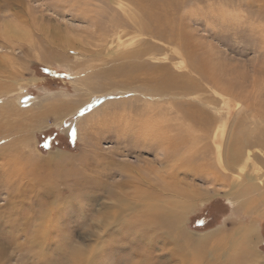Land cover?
<instances>
[{"label":"rangeland","instance_id":"rangeland-1","mask_svg":"<svg viewBox=\"0 0 264 264\" xmlns=\"http://www.w3.org/2000/svg\"><path fill=\"white\" fill-rule=\"evenodd\" d=\"M141 10L165 19V38L143 28L160 31L161 24ZM251 60L264 79V0H0V264H207L194 257L198 247L221 260L245 242L264 258V213L234 201L225 181L208 182L205 169L186 179L180 171L181 182H173L177 175L167 182L171 166L161 164L157 151L137 147L146 137L138 127L147 120L154 126L179 122L174 129L186 143L199 135L193 125L187 131L182 118L195 103L212 116L210 132L226 122L224 147L230 129L244 120L249 95L223 94L202 78L214 71L223 81V66L236 75ZM186 63L197 64L200 73ZM184 73L200 84L198 91L185 96L180 88H164L169 74L178 79ZM200 137L178 153L182 161L195 155L194 165L202 164L201 151L209 146L207 160L216 162V143ZM259 160L240 165L232 179L253 176L261 183L254 173ZM153 186L208 195L195 199L181 223L194 241L178 230L127 233L126 196ZM202 216L197 226L194 218ZM236 229L249 234L230 237ZM223 234L226 241L219 239Z\"/></svg>","mask_w":264,"mask_h":264},{"label":"bare ground","instance_id":"bare-ground-1","mask_svg":"<svg viewBox=\"0 0 264 264\" xmlns=\"http://www.w3.org/2000/svg\"><path fill=\"white\" fill-rule=\"evenodd\" d=\"M142 9H144V8H142ZM142 11L143 10H141V12ZM143 12H144V16L147 17L148 19H153L154 21L160 23L161 25H159V27L158 26L157 27L160 29V31L161 30H163V31L162 32L157 31L156 28L151 29V28L147 27L146 26L147 24L145 25V23L143 25V28L146 31L151 32L153 35H156V36L158 35V37L163 38V36H164L163 35V32H164L163 22L165 21V19L161 20L160 18H158V16H148L145 14V11H143ZM147 14H148V12H147ZM81 18H83V17H81ZM91 20H93V19H91ZM158 23H156V24H158ZM166 23H167V21H166ZM168 24H170V23H168ZM169 29H170V27H169ZM172 30H171V32H172ZM164 38H165V36H164ZM186 66H188V67L191 66L192 70L200 73L197 70L199 68V66L197 64L191 63V64L187 65V63H186ZM224 68L226 71L225 74H227V75L224 77L225 79L223 78V81L221 79H219V76H220L219 72H221L220 69L218 70L219 71L218 72L219 75L217 74L218 77L216 76V74H214V71H211L210 75L208 74L209 78L205 74H204V78H202V77L201 78L204 81H208L209 83H210V81H212L214 86L218 90H220L223 94H228V95L231 94L234 97L243 98V99H246L247 96L249 95L248 96L249 98L247 100H245V101H249L248 106L245 107L247 109H245L244 113H243L245 115V117L242 116L243 119L245 120V122H244V120H240V124H239L238 128L236 127L234 129L233 128L230 129L229 138H228L229 140H228L227 144L224 147L222 146L223 145L222 144V141H223V139H222L223 135L222 134H225L226 122H224L222 125H220V127L218 129L215 127L210 132V128H208L207 126L209 125V119H211L212 116L209 115V113L206 111V109H204L202 106L200 107V104H198V103H195L192 105L189 104L186 106V111L182 110L183 122H186V123L189 122L188 125H186L187 131H189V128H190V130H192V125H193L195 127V129L197 128L198 131L200 132V134H202L204 136V138L212 139V143L213 144L216 143V146L214 145L217 148V150L215 151L216 152V155H215L216 162L211 163V161L207 160L208 159L206 157L207 153H209V155H211L210 150L212 147H209V146H206V147L204 146L203 150L201 151V158L204 159L203 163H202V161L200 162L202 164H199L198 166H196V164H197L196 163L194 165V161L200 160V159L199 160L197 159L198 157L195 158V155H193V156L190 155V157L185 158L187 160L182 161L181 156L178 153H180V151L184 150L183 149L184 146L186 147V152H188L191 148V145H192L191 142H193V141H195L193 143L201 142L202 141L201 139H203V138L200 137V134L197 136L193 135V137L189 139L188 143L184 142L183 141L184 139L182 140L181 136L180 137L177 136L181 132L180 128L174 129L176 124L179 125L178 124L179 122H177L176 124H173L172 122H169L168 124H166V123H164L165 122L164 121L162 123H157L156 126H154L153 124H155V123H152L153 121L147 120L149 122L148 124L143 125V126L140 125L141 127H138L139 132L142 133L141 136H146V137H143L144 140L140 143V146H137L138 151L141 152L142 150H147V149H151L155 152L157 151L156 153L158 156H160L159 161H161V164L162 165L164 164L165 168L169 167V165H170L171 166L170 168H172V170H174L170 174L169 180L167 182H169L173 176L175 178V175H177L180 171H182V173H183L182 177H184L186 179V176L188 173H190V172L194 173V171L200 172L201 170L205 169L204 172H206V173L204 176L208 182H211V183L214 182L215 183L216 181H223V182L225 181L224 185L225 186L228 185L231 188V189H229L230 191H228L227 194L232 196L234 201L239 202L242 206H245L249 210L251 209L254 212L256 211V212L264 213V179L261 183H259L256 181V179L253 176H250V177L245 176V178H243L241 181L238 182L237 180L232 179L233 176L231 174L233 171H238L239 169H237V168H239L240 165H242V164L245 165L248 160H253V157L255 159L259 160V158L261 156H259L258 154L256 155L254 149H257L258 152H261V153L264 152V99L260 100L261 95H263L262 92L264 91V89H263L264 88V79L262 77L263 71L257 68V65L254 63L253 60H251L250 66L247 68V70L244 73H238L236 75H233L231 72L232 69H230V68L227 69L225 66H223V69ZM141 71H142V68H141ZM206 72L208 73V71H206ZM199 76H201V75H199ZM164 78L165 77L163 76V80L168 78V81H170L172 83V86H170L171 85V83H170L169 86L168 85L164 86V88L167 90L172 89V88L178 90L180 88L181 91H184V92H181V94L178 93L179 95L187 96V95H189L187 93L188 91H190V94H191L192 91L196 92V91H198V89H200V84H197V83L193 84V81L191 79L189 80V76L186 74L185 75L182 74V77H179L180 80H179V78L176 79V77H173V75L171 76V74H169L167 78H165V79ZM163 80L161 81L162 85H163ZM247 81H248V83H252V84H250V86L244 88L243 84H244V82L246 83ZM147 82H149V81H147ZM166 82H164V83H166ZM258 83H260V84L256 85ZM144 84H146V83H144ZM168 84H169V82H168ZM190 84H191V86H190ZM156 85H158V84L156 83L155 86ZM161 88H163V86ZM161 88H160V90H161ZM164 88L162 90H164ZM152 90H154V89H152ZM170 92H171V90H170ZM171 94H173V93H171ZM155 96H157V95H155ZM175 96H177V94H175ZM180 97H182V96H180ZM173 100H175V99H173ZM173 100H171V101H173ZM204 100H205L204 98L199 99L200 102L207 103ZM235 102L237 104L236 100H235ZM175 104L176 103L174 102V105ZM181 104H182V102H181ZM154 105L152 104L150 107L153 108ZM241 106H242V104L238 103V107H241ZM172 107L174 109V106H171L167 109V111L172 113L173 110L170 109ZM155 108H154V110H155ZM148 110H149V108H148ZM161 113L163 114L165 112H161ZM218 113H216V114H218ZM178 115H180V114H178ZM165 117H167V116H165ZM161 120H163V119H161ZM179 120H180V118H179ZM160 121H158V122H160ZM150 123H152V124H150ZM233 130H235L236 132H239V131L240 132L236 134L233 132ZM187 131L185 130L186 134H187ZM209 132H210V135H209ZM145 148H147V149H145ZM186 152L184 151L183 153H186ZM139 155H141V154H139ZM212 157L213 156H211V158ZM260 159L261 160L257 161L258 163H255L254 173L259 172L258 176H260V178H264V158H260ZM177 161H180V163L177 164ZM205 161H207L206 164H205ZM172 162H173V165H171ZM216 165L218 168L215 167ZM71 175H73L75 177V173H73L72 171H71L70 176ZM195 175H201V173H198ZM62 177H63V173H62ZM77 177L78 176L76 175V178ZM178 179H179V176L176 177V179L173 182H177ZM233 180H235V182H233ZM229 181H231V182H229ZM180 182H181V180H180ZM234 186H238V189L237 190L232 189ZM174 189L175 188H173V190ZM135 190H136V192H135L136 195L133 194L131 197L126 196L125 208H126V231H127V233L131 232V233L137 234L138 236L141 237V236H144L145 234L151 232L152 230H155V232L159 231V229H165L166 231L167 230H175L176 232L178 230V231L183 233L184 238H186V240L187 239L188 240L193 239V241H194V235L188 234L186 232V230L184 229V227L182 226L183 220L186 217V213H187L188 209L190 208V205L195 201V199L196 200H206L208 198V195L203 194L202 191H198L196 189H189V188L188 189L187 188H179V189L175 190L174 192L170 191L169 188H165L164 191H157L154 186L151 188L150 187L146 188V189H143V187H141V188H137ZM179 193L183 196L182 197V198H184L183 201H178V200L174 199L175 196L176 197L178 196L176 194H179ZM161 199H165L164 205H161ZM230 199H231V197H230ZM145 201L147 202L146 204H145ZM177 207H179L180 210L183 209L184 211L176 210ZM261 209H262V211H261ZM123 212H125V210H123ZM167 232H169V231H167ZM170 232H173V231H170ZM160 233H159V236H160ZM163 233L165 234V231ZM167 234H169V233H167ZM234 234L235 235L236 234L241 235L242 238H244L245 236H247V234H249V232H248V230L238 231L236 229V230H234V233H232L230 235V237H232ZM177 236L180 237V235H177ZM226 238H229V235L223 234L219 237V239L224 240V241H226ZM163 239H165V238H163ZM172 239H173V237H172ZM165 241H166V239H165ZM170 242H172V241H170ZM221 243L225 244V242H223V241H221ZM233 250H234L233 256H231L232 254L230 256H227V255L224 256L223 255L222 256L223 259L219 260L217 256H216V258H215V256H214V258H208L206 250L203 248V246H200V247H198L199 253L196 252V255L194 254V257L199 256V258L202 260H203V258H205L207 264H214V263L215 264H247V263L264 264V258L260 257V255L254 251V249L250 248V244L248 242L247 243L245 242L242 245L235 247ZM226 251H228V250H226ZM163 256H165V255H163ZM149 259H151L150 255L149 256L145 255V259H143V260L147 261ZM187 259H189V258L187 257ZM141 260H142V257L138 256L136 261H137V263H139ZM153 264H157V263H153Z\"/></svg>","mask_w":264,"mask_h":264},{"label":"trees","instance_id":"trees-1","mask_svg":"<svg viewBox=\"0 0 264 264\" xmlns=\"http://www.w3.org/2000/svg\"><path fill=\"white\" fill-rule=\"evenodd\" d=\"M205 217L206 216H202L201 218L196 217V218H194V221L193 222H197V226H198L200 224V222H203L204 220H206Z\"/></svg>","mask_w":264,"mask_h":264}]
</instances>
